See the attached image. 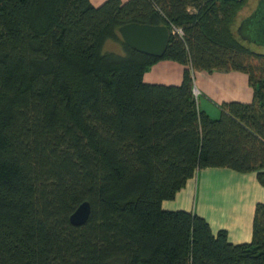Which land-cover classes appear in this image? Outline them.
<instances>
[{
  "label": "trees",
  "instance_id": "1",
  "mask_svg": "<svg viewBox=\"0 0 264 264\" xmlns=\"http://www.w3.org/2000/svg\"><path fill=\"white\" fill-rule=\"evenodd\" d=\"M248 2L0 0V264H264V201L237 243L162 205L204 167L264 184V52L237 30ZM132 21L185 34L156 56L122 38ZM163 58L186 65L181 83L143 79ZM195 70L244 71L253 99L212 117ZM85 199L91 215L73 224Z\"/></svg>",
  "mask_w": 264,
  "mask_h": 264
},
{
  "label": "crops",
  "instance_id": "2",
  "mask_svg": "<svg viewBox=\"0 0 264 264\" xmlns=\"http://www.w3.org/2000/svg\"><path fill=\"white\" fill-rule=\"evenodd\" d=\"M91 1L100 5L105 0ZM240 17L241 11L237 24ZM185 66L175 59L163 58L144 73L143 79L151 83L179 84ZM194 83L201 91L199 108L212 117L221 114V105L225 101L249 102L253 99L254 90L249 76L241 70H195ZM258 201H264V185L258 180L256 172L209 166L189 178L176 196L164 199L162 205L168 209L192 210L205 216L214 230L227 228L230 239L237 243L252 239Z\"/></svg>",
  "mask_w": 264,
  "mask_h": 264
},
{
  "label": "water",
  "instance_id": "3",
  "mask_svg": "<svg viewBox=\"0 0 264 264\" xmlns=\"http://www.w3.org/2000/svg\"><path fill=\"white\" fill-rule=\"evenodd\" d=\"M260 19L264 20V0H260L252 13L240 21L237 30L241 37L255 42L264 38V36L255 35V31L252 28ZM119 31L122 38L132 48L156 56L164 55L172 36V30L167 24L137 21L122 24L119 27ZM91 211V202L88 199L83 200L71 213V222L76 225L84 224L89 219Z\"/></svg>",
  "mask_w": 264,
  "mask_h": 264
},
{
  "label": "rangeland",
  "instance_id": "4",
  "mask_svg": "<svg viewBox=\"0 0 264 264\" xmlns=\"http://www.w3.org/2000/svg\"><path fill=\"white\" fill-rule=\"evenodd\" d=\"M259 2H260V0H249L247 5H245L244 8L241 11L240 21L243 18H245L246 16H248L250 13H252V11L258 6ZM239 24H240V22L238 23V25ZM246 43L249 44L253 49H255L257 51L264 52V38H262V39H260V40H258L256 42L246 39ZM105 49L106 50H116L118 52H122L123 51V46H122V44L120 42H117V41H115L113 39H108L106 41V43H105ZM200 95H201V93H200ZM219 115H220V113H218L217 116H219ZM237 171H239V170H237ZM241 172H250V171H241ZM222 180L225 181V179H222ZM262 185H264V184H262Z\"/></svg>",
  "mask_w": 264,
  "mask_h": 264
},
{
  "label": "built area",
  "instance_id": "5",
  "mask_svg": "<svg viewBox=\"0 0 264 264\" xmlns=\"http://www.w3.org/2000/svg\"><path fill=\"white\" fill-rule=\"evenodd\" d=\"M171 30H172L173 33H176V34H178V35L181 36V37H183L184 34H185L184 28H183L182 26H180V25L172 24V29H171ZM193 93H194L196 99L198 100L201 91H200V89L195 85V83H194V86H193Z\"/></svg>",
  "mask_w": 264,
  "mask_h": 264
},
{
  "label": "flooded vegetation",
  "instance_id": "6",
  "mask_svg": "<svg viewBox=\"0 0 264 264\" xmlns=\"http://www.w3.org/2000/svg\"><path fill=\"white\" fill-rule=\"evenodd\" d=\"M256 24H258V25H256ZM252 28L255 31L254 32L255 35L264 36V20L260 19V21L255 23Z\"/></svg>",
  "mask_w": 264,
  "mask_h": 264
}]
</instances>
